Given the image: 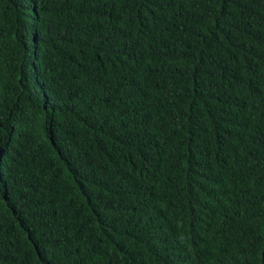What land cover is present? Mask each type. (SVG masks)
Instances as JSON below:
<instances>
[{"label":"trees","instance_id":"trees-1","mask_svg":"<svg viewBox=\"0 0 264 264\" xmlns=\"http://www.w3.org/2000/svg\"><path fill=\"white\" fill-rule=\"evenodd\" d=\"M0 264H264V0H0Z\"/></svg>","mask_w":264,"mask_h":264}]
</instances>
